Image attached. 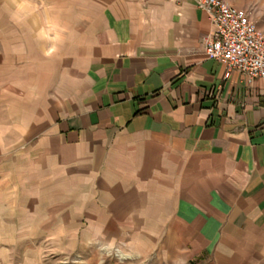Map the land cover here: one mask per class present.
Segmentation results:
<instances>
[{
    "label": "crops",
    "instance_id": "obj_1",
    "mask_svg": "<svg viewBox=\"0 0 264 264\" xmlns=\"http://www.w3.org/2000/svg\"><path fill=\"white\" fill-rule=\"evenodd\" d=\"M23 1L0 0V264H97L119 246L264 264V78L206 54L210 15Z\"/></svg>",
    "mask_w": 264,
    "mask_h": 264
},
{
    "label": "built area",
    "instance_id": "obj_2",
    "mask_svg": "<svg viewBox=\"0 0 264 264\" xmlns=\"http://www.w3.org/2000/svg\"><path fill=\"white\" fill-rule=\"evenodd\" d=\"M217 26L205 41L206 54L225 64L228 77L238 71L248 78H264V31L251 13L227 0H194Z\"/></svg>",
    "mask_w": 264,
    "mask_h": 264
},
{
    "label": "rangeland",
    "instance_id": "obj_3",
    "mask_svg": "<svg viewBox=\"0 0 264 264\" xmlns=\"http://www.w3.org/2000/svg\"><path fill=\"white\" fill-rule=\"evenodd\" d=\"M69 2L70 0H24L22 4L32 6L36 13L47 12L48 10L56 11L62 7L68 9ZM230 3L247 9L259 26L264 25V0H231ZM103 250L105 253L99 254L97 264H153L152 259L129 256V253L123 250L121 246ZM69 263L73 262L69 260ZM82 264L85 263L82 262Z\"/></svg>",
    "mask_w": 264,
    "mask_h": 264
}]
</instances>
